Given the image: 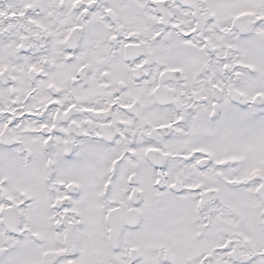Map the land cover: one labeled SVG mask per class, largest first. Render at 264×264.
Returning <instances> with one entry per match:
<instances>
[{"label": "snow or ice", "instance_id": "1", "mask_svg": "<svg viewBox=\"0 0 264 264\" xmlns=\"http://www.w3.org/2000/svg\"><path fill=\"white\" fill-rule=\"evenodd\" d=\"M0 264H264V0H0Z\"/></svg>", "mask_w": 264, "mask_h": 264}]
</instances>
